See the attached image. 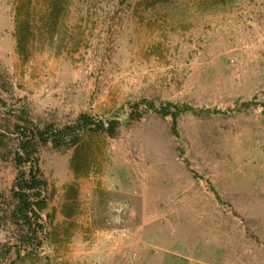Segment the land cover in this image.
I'll return each mask as SVG.
<instances>
[{"label":"rangeland","instance_id":"374dc122","mask_svg":"<svg viewBox=\"0 0 264 264\" xmlns=\"http://www.w3.org/2000/svg\"><path fill=\"white\" fill-rule=\"evenodd\" d=\"M0 97V264H264V0H0ZM84 112L121 128L39 144L28 231L17 126Z\"/></svg>","mask_w":264,"mask_h":264},{"label":"trees","instance_id":"16d2710c","mask_svg":"<svg viewBox=\"0 0 264 264\" xmlns=\"http://www.w3.org/2000/svg\"><path fill=\"white\" fill-rule=\"evenodd\" d=\"M20 32L21 28L19 27L18 43L22 51L25 36L24 33L20 35ZM0 103H5L1 97ZM141 104L147 106L146 110L154 109L164 117L172 115L175 130L178 125L179 115L184 111L195 110L193 107L181 106L173 102L163 103L160 107H156L155 103L149 100H143L142 102L131 105L133 112H135L131 115L133 119L142 117V113L138 111ZM135 114H138L137 117H135ZM27 120L29 121V119ZM120 128L121 121L119 117L111 116L107 119L96 121L95 116L90 112L81 113L76 121L63 126L48 124L45 127H38L36 130H32L26 124L18 125L17 131L21 136V140L15 159L18 166L22 169L20 170L16 183L11 189L12 196L17 200V205L12 211L14 222L24 228L28 226V231L32 230V217L34 216L39 220L42 212L48 208V201L45 195L48 181L42 173L39 158L37 157L39 144L52 142L56 147L77 145L84 131H100L110 136H116ZM3 142L4 139L0 136V146ZM1 221L2 216L0 213V230L2 226ZM43 228L44 225L38 223L37 228L33 229L34 233H37L38 229Z\"/></svg>","mask_w":264,"mask_h":264},{"label":"built area","instance_id":"2783aa9c","mask_svg":"<svg viewBox=\"0 0 264 264\" xmlns=\"http://www.w3.org/2000/svg\"><path fill=\"white\" fill-rule=\"evenodd\" d=\"M110 208L112 209V212L118 216L121 217L123 214L128 212L131 208L130 202H115L112 201L110 202ZM117 233L120 234L121 237L123 238H129L130 234L129 231L125 228H121Z\"/></svg>","mask_w":264,"mask_h":264}]
</instances>
